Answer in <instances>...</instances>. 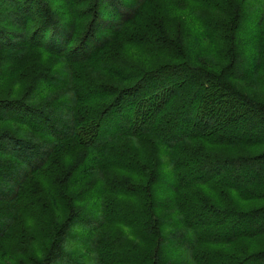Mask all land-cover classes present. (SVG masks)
Masks as SVG:
<instances>
[{
	"label": "trees",
	"instance_id": "1",
	"mask_svg": "<svg viewBox=\"0 0 264 264\" xmlns=\"http://www.w3.org/2000/svg\"><path fill=\"white\" fill-rule=\"evenodd\" d=\"M245 2L0 0V264H264Z\"/></svg>",
	"mask_w": 264,
	"mask_h": 264
},
{
	"label": "rangeland",
	"instance_id": "2",
	"mask_svg": "<svg viewBox=\"0 0 264 264\" xmlns=\"http://www.w3.org/2000/svg\"><path fill=\"white\" fill-rule=\"evenodd\" d=\"M134 0H132V2H133ZM102 2H104V1H102ZM245 5L247 6V8L249 9L248 11V15H254L255 14V12L258 10V9H262L263 8V5H262V0H246V2H245ZM81 8H84V4L82 3V4H80V5H76V6H74V11H75V9L76 10H80ZM102 9H103V6L101 7V11H102ZM86 15H89V14H86ZM134 28H132L131 29V31L133 30ZM72 42L73 41H70V45H72ZM31 60H36V62H38V59H37V57L36 56H34V55H30V56H28L27 57V59H26V62H30ZM3 89H5V88H3ZM66 104V103H65ZM105 176H109L108 174H106L105 172H104V170L103 171H101V172H99V173H97L96 175H93L90 179H89V181H91V180H95V184L96 183H99L98 182V180H103L104 179V177ZM157 190V189H156ZM136 201V202H135ZM135 203L136 204H139V199L138 198H135ZM138 202V203H137ZM89 210H90V212H92V213H94V214H96V215H100L101 216V212H100V207H98V202H96V199L95 198H92V199H90L89 200ZM102 211H103V209H101ZM134 212H136L134 209H133V211H130V212H128V213H126V214H128V216H130V218H133V220L134 221H136L137 222V224L135 223L133 226H135L136 227V232L135 231H132V233L127 237V239H134V238H137L138 236H140V237H142L143 235H146V231L145 230H143V229H140V230H138L137 229V227L142 223V219L144 218V217H142V219L140 218V217H138V215H136ZM125 213L123 214V215H126ZM143 226V225H142ZM144 227V226H143ZM76 226L73 228L74 230H73V232L76 230L77 232L79 231V227H77L76 229ZM116 228V226L115 225H112V226H110V231H114V229ZM154 228V230H156V228L155 227H153ZM108 229V226L106 227V230ZM120 231L122 232V234L124 233L123 231H124V229L123 228H121L120 229ZM72 232V233H73ZM157 232V231H156ZM153 236V235H152ZM81 241L82 240H79L78 239V235H76V237H75V239H73V241H70L69 243H72V244H70V245H72V246H77V243L78 244H80L81 243ZM170 242V241H169ZM38 242H36L35 243V245L37 244ZM156 245V244H155ZM94 259H95V257L94 256H92V257H90L89 259H87L85 262H87V264H90V263H92L93 261H94ZM95 263V261L93 262V264Z\"/></svg>",
	"mask_w": 264,
	"mask_h": 264
}]
</instances>
